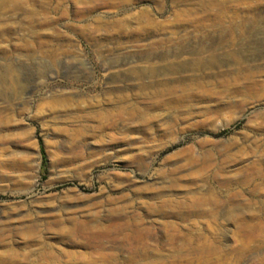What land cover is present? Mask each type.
<instances>
[{"label": "rangeland", "instance_id": "374dc122", "mask_svg": "<svg viewBox=\"0 0 264 264\" xmlns=\"http://www.w3.org/2000/svg\"><path fill=\"white\" fill-rule=\"evenodd\" d=\"M263 113L264 0H0V264H132L55 233L126 205L164 264H264Z\"/></svg>", "mask_w": 264, "mask_h": 264}, {"label": "bare ground", "instance_id": "6f19581e", "mask_svg": "<svg viewBox=\"0 0 264 264\" xmlns=\"http://www.w3.org/2000/svg\"><path fill=\"white\" fill-rule=\"evenodd\" d=\"M235 37H236L235 35L232 36V39H234ZM9 71H10L9 66H6V68H5V74L8 75ZM246 93H248V92H246ZM251 93H254V92H251ZM249 94H250V92L246 96L249 97ZM252 95H254V94H252ZM253 97H255V95ZM246 99H248V98H246ZM246 99H245V101H246ZM262 115H264V113ZM263 118H264V116H263ZM213 144L216 145V143H213ZM262 165L264 166V164H262ZM258 174H260V172H258ZM261 175H262V177H264V175L262 173H261ZM213 177H214V175H213ZM211 194H213V193H211ZM208 199H210V197ZM202 200H203V198L201 199V202H202ZM213 202H215V201H213ZM174 203L175 204L176 203L178 204L177 201L176 202L174 201ZM199 203H200V201H199ZM164 204H166L165 201H164ZM205 204H207V203H205ZM179 205H180V203H179ZM201 205H203V204H201ZM148 207H149V205H148ZM171 207H173V206L171 205ZM129 208H130L129 205H126V206H118V207H111V208H109V209L106 210V213H105L104 216H100L97 212L96 213H93L91 215L92 220H89V221H87L85 219L78 218L76 216L71 217L72 227L71 228H66V227H63V226L61 227V226H59L60 224L58 223V225H57L58 227H57V230H55L56 231L55 233L58 234V235H61V237L63 236V237H69V238L70 237L71 238H73V237H76L77 238L79 236V237H81V238H83L85 240V241H83V239H82L81 242H84V244L87 245L89 248H93V249H96V250H101V249L107 248L108 246H114V245H118L121 248L128 249L130 251V253L133 255V257H135V260H132V262H131L132 264H164V263H162L163 260L162 261L159 260V257H160L159 255L158 256H155L156 254H152L153 251H155V250H153V249L150 250L151 245L149 244V240L155 239L159 244L170 243L171 245H175L177 241H179V240L182 239V235L178 231L177 225L175 223L171 222V221H161V229H160L161 231H158L159 233H161V235L156 234L155 229H154V226L152 224L149 225V226L144 225L143 219H140V217L138 216L139 214L138 215H135L136 214L135 213V214H132L133 216H128L127 215V213H128L127 210ZM161 208L163 209V207H161ZM167 209H168V207H167ZM183 209L185 210V208H183ZM191 209H193V208H191ZM204 209L206 210V208H204ZM207 209H211V208H207ZM163 210L162 211H158V213H159V215H162V216H164L166 218L167 217H172L174 215H176V216L178 215L179 216V214H178L177 211H174L173 210L174 212H172L170 210L169 211L167 210V212H163ZM180 210H181V208H180ZM205 210H202V211L199 210V209L198 210H195L194 211V214H197V213L199 214L200 213V214H203L204 215L206 213ZM164 211H166V210H164ZM187 211H188V209H187ZM182 213H184V211ZM182 213H180V215H182ZM189 213L190 212L185 213V214L188 215ZM208 215H210V214H208ZM184 216L185 215H183V217ZM35 228L36 227H34V225H31L29 227V230H31V231H33L35 233V230L37 231V229H35ZM29 233H31V232H29ZM30 235H33V233H31ZM70 241L71 242H75L74 239H70ZM155 248H157V247H155ZM158 253H159V251H158ZM43 257H45V256H43ZM156 257H158V258H156ZM179 260L182 261V259H179ZM202 260H203V262L204 261L205 262H207V261L210 262L211 261L208 257L205 258V259H202ZM188 262H190V261H188Z\"/></svg>", "mask_w": 264, "mask_h": 264}]
</instances>
